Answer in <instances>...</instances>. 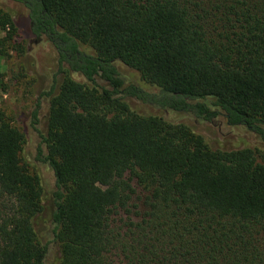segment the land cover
Returning <instances> with one entry per match:
<instances>
[{
    "label": "trees",
    "instance_id": "16d2710c",
    "mask_svg": "<svg viewBox=\"0 0 264 264\" xmlns=\"http://www.w3.org/2000/svg\"><path fill=\"white\" fill-rule=\"evenodd\" d=\"M15 1L29 9L34 43L54 46L59 73L81 77L65 76L52 97L36 156L53 174L59 264H264V151L214 150L189 126L127 102L209 124L222 112L264 142V0ZM0 30L3 57L18 33L1 9ZM117 63L156 91L127 85ZM40 110L39 101L34 129ZM26 143L0 109V264L48 256ZM133 179L145 207L121 234L110 219L128 208Z\"/></svg>",
    "mask_w": 264,
    "mask_h": 264
},
{
    "label": "rangeland",
    "instance_id": "374dc122",
    "mask_svg": "<svg viewBox=\"0 0 264 264\" xmlns=\"http://www.w3.org/2000/svg\"><path fill=\"white\" fill-rule=\"evenodd\" d=\"M0 9L9 14L16 29L17 37L9 45L8 55L0 57V109L19 128L27 138V143L21 153L22 163L41 179L44 190V209L35 219V228L43 245L48 247V256L45 264H59L61 260L60 247L55 240V225L52 216L55 211L53 200L54 179L50 167L36 161L37 149L41 145V135L45 136L48 130V118L51 99L54 97L68 74L81 81L78 74L65 70L59 73L58 55L54 46L46 39L41 43H34L29 29V9L15 0H0ZM6 33L0 30V39ZM121 76L127 85L136 86L145 91L155 92L156 89L142 81L138 72L117 63ZM55 85V94L49 97L46 93ZM41 103L40 123L34 129L32 126V112L37 102ZM127 102L139 115L145 117H160L172 124H185L196 134L202 136L214 150L232 151L252 149L264 151V142L259 135L244 126L229 125L224 113H220L215 123L209 124L182 113L165 111L129 99ZM45 148V147H44ZM131 174L126 179H131ZM136 191L132 196L127 209H120L111 216L112 228L125 234L131 224L141 221L139 215L145 207L147 197L136 180L131 181Z\"/></svg>",
    "mask_w": 264,
    "mask_h": 264
}]
</instances>
